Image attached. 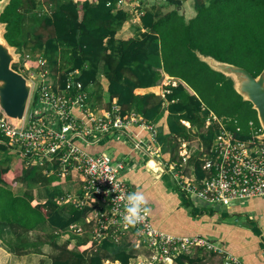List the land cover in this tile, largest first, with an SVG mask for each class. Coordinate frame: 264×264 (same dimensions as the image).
<instances>
[{"label":"trees","instance_id":"16d2710c","mask_svg":"<svg viewBox=\"0 0 264 264\" xmlns=\"http://www.w3.org/2000/svg\"><path fill=\"white\" fill-rule=\"evenodd\" d=\"M119 1L51 0L50 13H36L40 0H10L0 22L6 24L4 36L8 43L23 55L13 68L27 77L30 70L39 71L44 60L43 67L58 82L59 92L66 89L69 75L74 73L87 89L92 108L104 107L90 102L93 85L97 99H102L98 76H104L108 81L105 107L117 103L123 113L136 110L155 123L168 110L170 132L158 131V141L173 161L182 159L179 138L191 139L193 135L187 122L198 127L200 141L210 147L217 132L215 125L206 127L211 111L230 119L228 127L241 139L251 137V121L254 131L260 129L257 111L235 90L233 79L213 69L200 54L259 75L264 69V0H194L196 15L191 19L181 11L183 0H140L137 11L145 31L128 39L116 37L130 18ZM164 7L170 10L164 12ZM28 18L44 31L32 36L33 32L26 28ZM164 73L179 78L193 92L183 83H167L163 97L135 93L137 88L157 85ZM0 140L7 141L1 131ZM2 152L6 153L4 159L0 158V246L23 255L43 254V248L49 245L53 250L52 264H103L107 258L129 263L134 251L126 244L104 242L97 252L89 254L94 241L88 233L77 236L72 249L68 238V242H59L60 236L70 233V226L79 221L86 223L89 207L81 209L61 201L72 188L53 184L62 180L57 173L47 175L40 166L26 165L22 156L13 167L14 154L0 142ZM200 158L198 151L190 160L201 178L205 171ZM18 183L26 186L23 195L12 189ZM41 185L48 187L44 201L33 193ZM148 202L151 212L153 204ZM185 203L193 205L189 200ZM200 206L193 205L192 217L201 216L203 209L210 212L208 215L215 211ZM71 237L72 234L69 240ZM198 261L190 255L178 258L180 263Z\"/></svg>","mask_w":264,"mask_h":264},{"label":"built area","instance_id":"2783aa9c","mask_svg":"<svg viewBox=\"0 0 264 264\" xmlns=\"http://www.w3.org/2000/svg\"><path fill=\"white\" fill-rule=\"evenodd\" d=\"M124 2L120 0L118 4L122 6ZM44 65L42 60L39 69L42 68L27 75L32 82L30 101L34 98L48 106L51 116H46L45 111L40 116L32 112L27 120V109L19 125L1 113L0 131L7 141L0 142L17 158L22 156L26 165H37L47 175L57 173L65 181L68 178L74 181L77 187L61 201L72 202L81 209L89 207L85 218L89 227L71 226L73 234H91L94 245L89 254L97 252L104 242H110L146 250L147 253H143L140 249L128 264H132L133 259L139 260L137 264H189L178 262V258L198 249L220 256L223 264H245L237 254L210 238L200 234L176 235L160 229L153 223L150 210L143 221L134 227L126 226L122 222L124 203L121 197L132 192L123 176L126 163L105 150L89 152L79 141L98 143L108 132L118 138H127L148 156L147 165L153 173L163 170L172 175L187 199L197 205L231 206L239 200L264 197L262 127L254 131L251 121V137L241 139L228 127L230 119L209 112L206 127L215 125L217 132L209 148L203 143L197 147L205 171L200 178L186 172L195 150H191L184 138H179L182 159L165 160L158 141L159 123L148 120L136 110L123 113L117 103L92 108L87 89L75 79L74 73H70L66 89L59 92L58 82L48 78L50 75ZM167 83L176 85L175 81ZM185 124L190 126L189 122ZM132 128L149 132V140L132 133Z\"/></svg>","mask_w":264,"mask_h":264},{"label":"crops","instance_id":"0c3cea01","mask_svg":"<svg viewBox=\"0 0 264 264\" xmlns=\"http://www.w3.org/2000/svg\"><path fill=\"white\" fill-rule=\"evenodd\" d=\"M184 1L185 0H183V2ZM139 5L140 0H126L124 2L122 7L130 14V18L117 32V38L128 39L135 37L141 31H145L142 22L139 20V12L137 11ZM169 81H175L176 84L183 83L179 78L164 73L162 79L158 81L157 85L137 88L135 93L140 95L156 94L157 96L163 97L165 94V84ZM98 82L102 87V91L100 92L102 99L99 100V96L97 99L96 86L93 85L90 87V90L92 91L90 94V102L94 103V105L105 107L108 102V81L104 76H98ZM183 84L187 87L185 83ZM187 88L190 92H193L189 87ZM166 105L167 104L165 103V107ZM167 117L168 110H165L158 124V131L165 134L170 132ZM187 127L190 128L193 135L191 139H184L189 143L191 150H195V152L192 153L193 156L198 152V144H202V141H200V138L197 135L198 127L195 124H190V126ZM132 133L138 135L144 140H149V132L147 131H143L139 128H132ZM102 142L103 140L98 143L92 141L89 143H83L79 141V144L81 143L89 152H97L100 150L107 151V148H114L115 152L113 154L107 152L116 159L121 158L124 162L126 161L127 168L123 174L126 183H128L131 191H134L137 187L142 189L148 201H152L151 204H153V206L151 207V216L153 223L157 227L176 235L200 234L207 238H211L210 236L213 235L219 241L218 243L224 246L228 251L237 254L245 264H264V197L249 199L248 202L242 206L237 203L228 206L227 209L232 207L236 211L234 213H239L240 215L245 214L247 217L237 220V223L235 222L236 224L231 222V217L228 218L227 213H219L215 209H213L215 211L212 215H208L210 212H206L203 209V214H201V216H199V214L195 215L196 218H194L191 216L192 212L190 210H192L193 205L196 207H199L200 205L193 203V205L187 206L181 198L179 191L178 193L175 192L178 189H176V185L173 184L175 181L173 180L172 175L163 170L160 173H153L147 165L148 156L145 155L144 152L135 148L133 142L127 138H118L115 136L107 144H103ZM161 154L165 160H171V154L167 149H162L161 147ZM16 158L17 156L14 155L12 161L13 167L16 166L15 160L18 161ZM191 160H189L186 172L197 175ZM53 184H59L65 189H75L77 187L74 181L70 178H68L67 181L63 179L61 181H55ZM47 188L48 187L45 185L35 188L33 191L34 196L40 201L46 200L48 198ZM12 189L18 195H23L26 192V186L23 183L14 185ZM224 209L225 208L223 207V210ZM84 223V221H79L74 225L86 227V223ZM68 230H71V226ZM71 234V240H69V236L66 233L60 236L63 238L62 241H70V249L76 246L78 240L77 236H80L76 234L74 235L73 233ZM46 246L43 248V254L28 253L23 255H17L8 251V248L6 249L5 245L0 246V264H40L41 261H43V264H52V258L50 256L53 253V250L49 249L50 246ZM128 249L134 251L133 258L136 254L140 253L141 250L143 253H147L146 250L141 247V250L133 247H129ZM188 255L199 260L196 264H223V260L220 256L203 250L198 249L192 251ZM216 259L219 263L215 262Z\"/></svg>","mask_w":264,"mask_h":264},{"label":"water","instance_id":"95a60500","mask_svg":"<svg viewBox=\"0 0 264 264\" xmlns=\"http://www.w3.org/2000/svg\"><path fill=\"white\" fill-rule=\"evenodd\" d=\"M9 2L10 0H0V15ZM5 26V23L0 22V114L14 119L21 125L29 106L32 82L22 72L13 68L20 54L16 53V47L6 40ZM200 57L213 69L230 76L234 81L235 90L244 100L252 103L263 130L260 137L264 138V69L255 76L245 67L220 61L210 55L200 54ZM224 208L227 209L228 206L225 205Z\"/></svg>","mask_w":264,"mask_h":264},{"label":"rangeland","instance_id":"374dc122","mask_svg":"<svg viewBox=\"0 0 264 264\" xmlns=\"http://www.w3.org/2000/svg\"><path fill=\"white\" fill-rule=\"evenodd\" d=\"M51 0H40V2H39V6L37 7V9L35 10L36 11V13H38V12H42V13H44V12H48V13H50V11H51ZM183 6H182V9H181V11H182V13L185 15V17L187 18V19H191V18H193L195 15H196V9H195V7H194V0H185L184 2H183V4H182ZM168 10H170V8H166V7H164L163 8V10L162 11H168ZM26 28H28V29H30L32 32H33V34H32V36L34 35V33L35 32H37V31H39V30H43L41 27H40V24H38L37 22H35V21H31L29 18H28V20H27V22H26ZM44 31V30H43ZM47 33L49 34V31L47 30ZM18 52V51H17ZM18 53H20L21 54V52H18ZM23 57V55L21 54V55H19V58H22ZM19 61V60H18ZM17 63V62H16ZM32 71L33 70H30L28 73L29 74H31L32 73ZM49 79H51L52 81H54L55 79H54V77L53 76H49L48 77ZM92 97H93V95H92ZM47 107L48 106H44L39 100H35L34 98H33V100L32 101H30V104H29V106H28V114H27V120L30 118V115H31V113L32 112H35L36 113V116H40V115H43V112L45 111V115L46 116H51V114H50V110L48 109L47 110ZM95 134H96V132H95ZM114 134H111V133H106V134H103L102 135V140H103V144H107L108 142H110L113 138H114ZM198 147H199V144H198ZM107 151L110 153V154H113L115 151H114V148H107ZM5 153L6 152H2L1 154H0V158L1 159H4L5 158ZM16 159H18V161L17 160H15V163L17 164L19 161H21V160H19V158H16ZM120 160H121V158H119ZM162 159V158H161ZM125 163H126V161H125ZM128 166H129V163H128ZM173 178V177H172ZM171 178V179H172ZM169 180V179H168ZM174 181H175V183H176V180L175 179H173ZM173 181V182H174ZM128 182V181H127ZM170 182H171V180H170ZM175 183H173L174 185H176ZM178 185H176V189H178L177 191H175V192H177L178 193V191H179V194H180V196H181V198L184 200V202H187L188 200L190 201V202H192V203H194L192 200H190V199H187L186 198V196H185V194L179 189V186L177 187ZM175 187V186H174ZM73 190V189H72ZM246 202H248V200H239V201H236V202H234V203H237L238 205H243V204H246ZM200 207H207V209L208 210H210V209H215V210H217L219 213H227V217L228 218H230L232 221L231 222H233V223H235L237 220H239V219H244V218H247L246 217V215L245 214H239V213H234V212H236L235 211V209L234 208H229V209H224L223 210V207L224 206H219V204H211V205H207V204H205V206L203 205V206H200ZM237 223V222H236ZM235 223V224H236ZM72 231H73V229L72 230H70V233H72ZM37 233H39V234H42L43 232H41V231H38ZM90 237H91V234H90ZM211 238V240H215L216 242H219L216 238H215V236H213V235H211L210 236ZM62 239L63 238H59V241L61 242V243H63V242H65V241H62ZM47 246H49V245H47ZM46 246V247H47ZM51 248V246L49 247V249ZM116 261V262H115ZM130 262H131V258H130V260H129ZM139 260H137V259H133V262H132V264H137V262H138ZM215 261V260H214ZM105 262H108L107 264H113V263H115V264H119V262L121 263V261L120 260H112L111 258H108L107 260L106 259H104V263ZM215 262H217V263H219V261L216 259V261Z\"/></svg>","mask_w":264,"mask_h":264},{"label":"clouds","instance_id":"9594fccd","mask_svg":"<svg viewBox=\"0 0 264 264\" xmlns=\"http://www.w3.org/2000/svg\"><path fill=\"white\" fill-rule=\"evenodd\" d=\"M121 200L124 203L122 222L126 226L134 227L143 221L144 215L149 211V202L142 189L137 187L134 191L121 197Z\"/></svg>","mask_w":264,"mask_h":264},{"label":"bare ground","instance_id":"6f19581e","mask_svg":"<svg viewBox=\"0 0 264 264\" xmlns=\"http://www.w3.org/2000/svg\"><path fill=\"white\" fill-rule=\"evenodd\" d=\"M152 165H153V162H152Z\"/></svg>","mask_w":264,"mask_h":264}]
</instances>
